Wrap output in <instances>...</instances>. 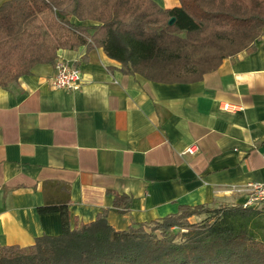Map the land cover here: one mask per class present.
<instances>
[{
  "label": "crops",
  "instance_id": "obj_1",
  "mask_svg": "<svg viewBox=\"0 0 264 264\" xmlns=\"http://www.w3.org/2000/svg\"><path fill=\"white\" fill-rule=\"evenodd\" d=\"M60 56L81 68L80 89L53 87V63L0 86V245L62 232L58 212L37 211L48 181L70 184L72 225L109 208L110 224L126 229L181 204L241 203L240 189L264 180V33L189 83L125 73L102 47ZM192 143L198 150L183 153ZM108 190L128 194L131 208L118 212Z\"/></svg>",
  "mask_w": 264,
  "mask_h": 264
},
{
  "label": "trees",
  "instance_id": "obj_2",
  "mask_svg": "<svg viewBox=\"0 0 264 264\" xmlns=\"http://www.w3.org/2000/svg\"><path fill=\"white\" fill-rule=\"evenodd\" d=\"M180 2L165 8L155 0H6L0 5V86L11 89L37 63L55 64L60 48L80 45L102 47L128 74L194 82L264 33V0ZM108 193L118 212L131 208L128 194ZM44 195L37 211L58 212L62 232L38 236L30 246L0 245V264H264V202L181 204L176 212L116 229L109 208L72 225L65 181L46 182Z\"/></svg>",
  "mask_w": 264,
  "mask_h": 264
},
{
  "label": "built area",
  "instance_id": "obj_3",
  "mask_svg": "<svg viewBox=\"0 0 264 264\" xmlns=\"http://www.w3.org/2000/svg\"><path fill=\"white\" fill-rule=\"evenodd\" d=\"M50 81L55 88L78 90L84 83L83 72L80 67L60 56L56 59ZM197 150V145L192 143L184 149L183 153H194ZM242 188L240 191L244 193L242 201L244 206L264 202V180H251Z\"/></svg>",
  "mask_w": 264,
  "mask_h": 264
},
{
  "label": "water",
  "instance_id": "obj_4",
  "mask_svg": "<svg viewBox=\"0 0 264 264\" xmlns=\"http://www.w3.org/2000/svg\"><path fill=\"white\" fill-rule=\"evenodd\" d=\"M174 21H175V17L173 16V17H171V18L169 19L168 23H169V24H173Z\"/></svg>",
  "mask_w": 264,
  "mask_h": 264
},
{
  "label": "rangeland",
  "instance_id": "obj_5",
  "mask_svg": "<svg viewBox=\"0 0 264 264\" xmlns=\"http://www.w3.org/2000/svg\"><path fill=\"white\" fill-rule=\"evenodd\" d=\"M58 57V56H57ZM57 59V58H56ZM49 79H50V77H49ZM50 83H51V81H50ZM52 85V84H51ZM53 86V85H52ZM262 205H263V203H259L257 206L258 207H262Z\"/></svg>",
  "mask_w": 264,
  "mask_h": 264
}]
</instances>
